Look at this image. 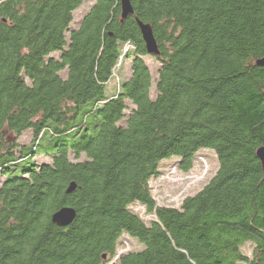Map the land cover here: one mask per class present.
I'll return each instance as SVG.
<instances>
[{
	"label": "trees",
	"instance_id": "obj_1",
	"mask_svg": "<svg viewBox=\"0 0 264 264\" xmlns=\"http://www.w3.org/2000/svg\"><path fill=\"white\" fill-rule=\"evenodd\" d=\"M83 1L0 0V264H264V0H129L123 21L120 0H92L72 27ZM200 149L214 175L157 205L159 163L187 172ZM123 234L144 247L114 260Z\"/></svg>",
	"mask_w": 264,
	"mask_h": 264
},
{
	"label": "rangeland",
	"instance_id": "obj_2",
	"mask_svg": "<svg viewBox=\"0 0 264 264\" xmlns=\"http://www.w3.org/2000/svg\"><path fill=\"white\" fill-rule=\"evenodd\" d=\"M92 0H84L82 5L73 12L72 27L76 25L81 16L88 10L92 4ZM56 56V54H54ZM144 61L149 67L153 77L156 76L158 68L157 60L152 56H145ZM129 62L120 61L116 65L115 75L120 79L129 77ZM115 80H109L105 86V95L109 96L112 90L115 91ZM151 96L154 97V90L152 89ZM31 139V134L27 131L18 138L20 144H28ZM37 163L47 161L49 158L43 155H36L34 157ZM178 159L171 157L164 159L159 163V175L149 180V187L151 195L157 205H166L178 207L181 201L189 195L195 194L200 190L204 184L214 175L217 169V161L215 154L210 149H200L196 152L193 167L191 170L184 172L177 167ZM3 179L0 175V181ZM134 212L140 213L142 219L147 221L148 216L144 214L143 207L138 204H133L130 207ZM143 244L136 239L128 237L123 234L119 241L114 260L123 252L136 251L142 249ZM246 255H250L252 243L246 242L241 248Z\"/></svg>",
	"mask_w": 264,
	"mask_h": 264
},
{
	"label": "water",
	"instance_id": "obj_3",
	"mask_svg": "<svg viewBox=\"0 0 264 264\" xmlns=\"http://www.w3.org/2000/svg\"><path fill=\"white\" fill-rule=\"evenodd\" d=\"M121 5V13H120V21H123L129 16H133V9L131 7L129 0H120ZM135 22L140 30V34L142 36L143 42L145 44V49L148 54L158 56V47L153 35L152 27L149 24L141 22L138 18L134 17ZM258 65L262 64V61L257 62ZM256 156L260 161L262 175L264 179V146L259 147L256 150ZM75 188V185L71 183L66 192L71 193ZM75 218V210L71 207H63L51 215V220L54 224L59 227H66L73 222Z\"/></svg>",
	"mask_w": 264,
	"mask_h": 264
}]
</instances>
